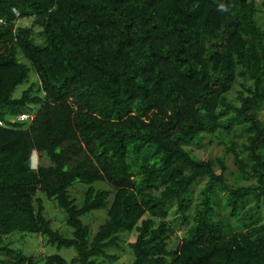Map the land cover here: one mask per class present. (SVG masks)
Returning <instances> with one entry per match:
<instances>
[{
	"label": "trees",
	"instance_id": "1",
	"mask_svg": "<svg viewBox=\"0 0 264 264\" xmlns=\"http://www.w3.org/2000/svg\"><path fill=\"white\" fill-rule=\"evenodd\" d=\"M262 12L264 0H0V238L76 252L44 264L115 262L133 233L131 264H264ZM213 136L234 157L233 183L223 157L190 149ZM34 153L49 166L34 169ZM78 183L90 186L81 207ZM105 209L93 235L82 219ZM0 264L37 261L7 243Z\"/></svg>",
	"mask_w": 264,
	"mask_h": 264
},
{
	"label": "rangeland",
	"instance_id": "2",
	"mask_svg": "<svg viewBox=\"0 0 264 264\" xmlns=\"http://www.w3.org/2000/svg\"><path fill=\"white\" fill-rule=\"evenodd\" d=\"M259 3H262V0H259ZM260 22L264 25V12L260 14ZM21 26L28 27L32 25L31 20H24L20 24ZM40 29L36 28V32H39ZM39 42H41L40 38H37ZM23 62L26 64H29L25 59H23ZM36 74L34 70H31L30 74V83L34 80H36ZM28 87V84L22 85L14 94V97L18 98L21 96L22 92ZM239 89L238 86L235 87V90L231 94V99H235L236 97V90ZM260 118L264 121V109L260 113ZM235 135L240 136V132L236 131ZM234 138V135L233 137ZM229 140V138H228ZM239 143L242 142V139L235 138ZM193 152V154L204 161L207 160H215L218 158H224L226 162V166L228 168L227 177L229 180V183H233L234 176L237 175V169L234 164V157L231 153L228 152V149L225 144L221 142L217 137H207L206 140H204L202 146L200 148L198 147H192L190 148ZM43 164L44 166H49V162L43 158L40 159L37 153H34L32 158V167L34 169H37L39 164ZM217 174H221V170L217 168ZM252 183V182H251ZM250 184V183H244V185ZM205 183L202 182L198 188L195 190V198L196 202H198L197 199H199L200 190L204 187ZM96 189L100 190H111L110 186L106 182H97L92 185ZM90 188L89 185L78 183L71 187L69 189V194L72 198L76 200V203L78 206H82L85 199V192ZM38 197L42 198L44 201V205L46 208V217L48 220L51 221L52 228L54 230L60 231L63 233L66 237L71 238L72 235V229L69 228L67 225L66 215L64 211H62L58 206L56 201L51 200L47 198L42 193H38ZM113 197L110 198L109 202L112 203ZM174 207L173 209H175ZM107 213L108 210H101L92 213L91 215H87L83 217L82 221L84 224L89 225L92 229L93 235L97 233L100 226L103 225L107 220ZM170 219L175 218V214L173 211L170 212ZM180 226H176L177 229V237L180 239L183 237V230L179 229ZM137 234L133 233L130 235L125 236V241L123 243V246L121 250L118 252H112L113 255H118V260L115 262H109L105 261V264H131L133 261V255L132 251L130 249L129 244L133 243L136 240ZM22 238V239H21ZM12 243L14 249H21L25 251L26 254L31 256L32 258L37 261V264H44L43 260L45 256L50 255H60L67 261H71L75 256L76 252L74 250H68V249H59L57 247H54L52 245H49L47 242H44V239L38 235H20V234H14L9 237L0 238V244H7Z\"/></svg>",
	"mask_w": 264,
	"mask_h": 264
},
{
	"label": "built area",
	"instance_id": "3",
	"mask_svg": "<svg viewBox=\"0 0 264 264\" xmlns=\"http://www.w3.org/2000/svg\"><path fill=\"white\" fill-rule=\"evenodd\" d=\"M29 118H33V117H31V116H29V115H23V116H21L20 117V120H27V119H29ZM1 124V123H0Z\"/></svg>",
	"mask_w": 264,
	"mask_h": 264
}]
</instances>
